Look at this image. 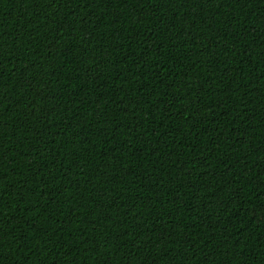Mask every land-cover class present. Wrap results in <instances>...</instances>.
I'll return each mask as SVG.
<instances>
[{"label":"trees","instance_id":"1","mask_svg":"<svg viewBox=\"0 0 264 264\" xmlns=\"http://www.w3.org/2000/svg\"><path fill=\"white\" fill-rule=\"evenodd\" d=\"M0 264H264V0H0Z\"/></svg>","mask_w":264,"mask_h":264}]
</instances>
